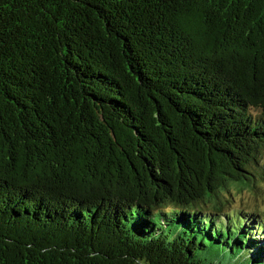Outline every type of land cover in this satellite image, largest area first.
Returning a JSON list of instances; mask_svg holds the SVG:
<instances>
[{
  "label": "trees",
  "instance_id": "1",
  "mask_svg": "<svg viewBox=\"0 0 264 264\" xmlns=\"http://www.w3.org/2000/svg\"><path fill=\"white\" fill-rule=\"evenodd\" d=\"M264 0H0V264H264Z\"/></svg>",
  "mask_w": 264,
  "mask_h": 264
},
{
  "label": "rangeland",
  "instance_id": "2",
  "mask_svg": "<svg viewBox=\"0 0 264 264\" xmlns=\"http://www.w3.org/2000/svg\"><path fill=\"white\" fill-rule=\"evenodd\" d=\"M257 183L259 187L256 190V194L249 190H243L240 192L233 189L232 194L235 195V200L229 204L228 208L232 209L240 207L248 209L250 212L253 210L260 214V217L262 216L264 220V211H261V209H264V179Z\"/></svg>",
  "mask_w": 264,
  "mask_h": 264
},
{
  "label": "clouds",
  "instance_id": "3",
  "mask_svg": "<svg viewBox=\"0 0 264 264\" xmlns=\"http://www.w3.org/2000/svg\"><path fill=\"white\" fill-rule=\"evenodd\" d=\"M261 211H264V209H261ZM142 264H143V262H142Z\"/></svg>",
  "mask_w": 264,
  "mask_h": 264
}]
</instances>
